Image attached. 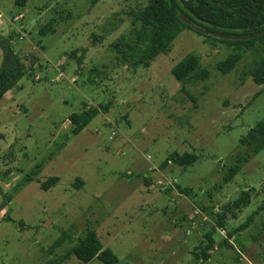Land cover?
Returning <instances> with one entry per match:
<instances>
[{"label":"rangeland","instance_id":"1","mask_svg":"<svg viewBox=\"0 0 264 264\" xmlns=\"http://www.w3.org/2000/svg\"><path fill=\"white\" fill-rule=\"evenodd\" d=\"M137 1L29 0L20 9L15 0H0V68L8 38L15 53L37 57L35 76L24 75L0 101V264H85L61 256L88 230L118 264H264V210L228 235L264 198V148L224 179L246 153L240 138L264 117L263 85L246 73L264 54L249 50L222 73L218 63L233 47L183 28L147 67L120 66L111 42L128 33ZM50 19L55 31L40 34ZM93 34L103 38L92 44ZM76 49H85L80 66L68 58ZM188 53L200 57L207 79L174 77L172 67ZM107 102L110 109L71 132V114ZM185 151L198 155L194 164L160 169L167 156ZM51 176L59 181L42 189ZM159 180L174 181L173 189L157 186ZM249 187L251 203L226 213L210 258L196 259L217 213ZM62 234L64 242L52 247Z\"/></svg>","mask_w":264,"mask_h":264},{"label":"trees","instance_id":"2","mask_svg":"<svg viewBox=\"0 0 264 264\" xmlns=\"http://www.w3.org/2000/svg\"><path fill=\"white\" fill-rule=\"evenodd\" d=\"M28 1L15 0V4L22 9ZM128 16L130 18L128 33L114 39L111 42V47L116 53V63L134 70L141 66L147 67L159 54L166 53L170 44L183 28L193 29L190 24L183 21L181 16L203 29L221 34L246 35L264 31V0H138L128 12ZM55 21V19H50L39 28L38 32L42 35L53 33L55 31ZM207 35L227 42L234 49V52L218 63V69L222 73H227L235 68L249 50L264 54V34L249 39H223L212 34ZM102 38L101 35L93 34L91 42L95 44ZM10 41V38H8L3 46L5 60L0 68V101L24 75L35 76L34 68L37 64V57L31 54L29 56L24 55V57L20 56L13 51ZM76 57L80 66L85 57V49H76L68 55V58ZM248 69L246 73L249 74L254 83L263 85L264 90V56L255 59L251 68ZM171 72L176 79L184 82H190L192 79L204 80L209 77L208 69L201 66L200 57L193 53H188L175 63ZM74 80L76 81L75 78ZM110 105L111 102L97 106L84 104L80 112L73 113L68 117L72 126L71 132L73 134L79 133L100 112L110 109ZM239 141L246 148V153L236 163L228 167L225 181H231L241 169L242 163L248 162L251 155L259 153L264 148V117L257 121ZM197 159L198 155L195 152H174L160 164V169H164L170 162L185 167L194 164ZM32 179L27 178L26 180ZM58 181L59 177L51 176L41 181L40 187L47 190ZM143 181L146 186L156 187L149 176L143 177ZM77 185L82 186L83 181L78 179ZM157 186L164 185L157 184ZM164 188L167 191L173 189L172 184L164 186ZM176 188L182 193H187L189 190L181 188L178 184ZM262 192L264 195V185ZM254 194L255 190L252 187L241 190L236 199L224 206V212L217 213L216 226L212 225L211 229L204 234L205 243L200 247V254L195 253L196 259L202 257L203 260H207L210 258V251L214 248L212 235L216 227H224L226 225V213L233 210L242 211L251 203ZM260 210H264V198L258 210L252 212L245 223L232 231H228L229 237L233 238L235 233L244 229L253 220L254 214ZM64 240L65 235L62 234L53 243L52 247L59 246ZM222 245L233 247L230 239H224ZM235 252L237 255L235 259L237 260L238 250H235ZM71 257L85 264L93 259H97L104 264L119 263L117 255L112 249L101 243L93 230H88L83 237L79 238L78 243L61 256V261L64 262Z\"/></svg>","mask_w":264,"mask_h":264},{"label":"water","instance_id":"3","mask_svg":"<svg viewBox=\"0 0 264 264\" xmlns=\"http://www.w3.org/2000/svg\"><path fill=\"white\" fill-rule=\"evenodd\" d=\"M181 17H182L183 21L187 24H190L193 29L201 31L204 34H212V35H215V36L223 38V39H249V38H253V37L264 34V31H261L260 33H256V34H246V35L221 34V33H217V32L207 30V29H203V28L195 25L194 23H192L190 20H188L184 16H181Z\"/></svg>","mask_w":264,"mask_h":264},{"label":"built area","instance_id":"4","mask_svg":"<svg viewBox=\"0 0 264 264\" xmlns=\"http://www.w3.org/2000/svg\"><path fill=\"white\" fill-rule=\"evenodd\" d=\"M21 18H23V16H22V15H20V16L18 17V19H21ZM18 19H17V20H18ZM20 37L22 38V36H20ZM72 79H73V81H72V82H74V78H72ZM112 135H115V132H114V131L112 132ZM170 182H172V180H169V185H171V184H170ZM173 182H174V181H173ZM173 182H172V184H173ZM157 184H163V183H162V181H161V180H159V181L157 182ZM221 232H222V233H224L225 231H224V230H222Z\"/></svg>","mask_w":264,"mask_h":264},{"label":"crops","instance_id":"5","mask_svg":"<svg viewBox=\"0 0 264 264\" xmlns=\"http://www.w3.org/2000/svg\"><path fill=\"white\" fill-rule=\"evenodd\" d=\"M71 79H72V78H71ZM140 175H142V178L145 177V176L147 177V175H145L144 173H141Z\"/></svg>","mask_w":264,"mask_h":264}]
</instances>
